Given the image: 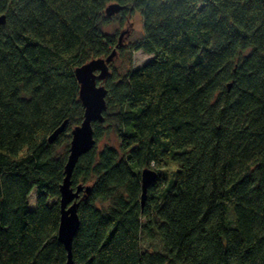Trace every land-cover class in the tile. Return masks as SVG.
<instances>
[{
	"label": "trees",
	"instance_id": "obj_1",
	"mask_svg": "<svg viewBox=\"0 0 264 264\" xmlns=\"http://www.w3.org/2000/svg\"><path fill=\"white\" fill-rule=\"evenodd\" d=\"M134 12L129 53L151 58L100 82L102 122L70 176L88 187L72 264H264V0H0V264H66L74 70L122 52L103 28ZM110 134L116 146L100 144ZM144 169L156 178L141 203Z\"/></svg>",
	"mask_w": 264,
	"mask_h": 264
},
{
	"label": "water",
	"instance_id": "obj_2",
	"mask_svg": "<svg viewBox=\"0 0 264 264\" xmlns=\"http://www.w3.org/2000/svg\"><path fill=\"white\" fill-rule=\"evenodd\" d=\"M121 7L118 4H110L105 9V16L117 14ZM4 24V16H0V25ZM114 52L105 59H94L77 67L74 70L75 79L79 85L78 98L83 108L81 123L71 131L68 156L64 166V177L59 186V224L57 228V240L63 245L66 252V264H72L71 245L78 229L77 205L82 192H87L88 187L81 185L71 187L70 176L80 156L87 153L94 144L92 124L102 122V112L105 109L106 89L98 83L103 82L109 76L108 64L111 62ZM64 125L57 128L49 137L52 142L62 131ZM141 203L144 202L148 185L154 182V171L144 169L141 171Z\"/></svg>",
	"mask_w": 264,
	"mask_h": 264
},
{
	"label": "rangeland",
	"instance_id": "obj_3",
	"mask_svg": "<svg viewBox=\"0 0 264 264\" xmlns=\"http://www.w3.org/2000/svg\"><path fill=\"white\" fill-rule=\"evenodd\" d=\"M103 31L106 34L120 37V47L123 48L122 52L114 54L110 68L108 69L109 72L115 71L119 75H124L128 70L138 68L151 58L150 55L141 51H132L129 53V48L134 45L142 34V20L138 12L132 13L123 25L119 23V19L116 17L103 28ZM101 84L102 83H100V85ZM103 142H108L109 144L116 146V141L111 134L103 139L100 144ZM36 196V191L33 190L28 197L30 210H34L35 208ZM146 246L147 244L143 243V248ZM150 249H158V244L153 243Z\"/></svg>",
	"mask_w": 264,
	"mask_h": 264
}]
</instances>
